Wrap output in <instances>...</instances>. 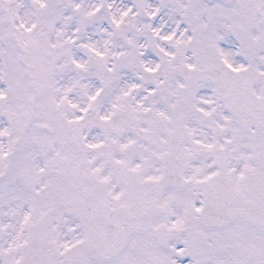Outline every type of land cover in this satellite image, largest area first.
Instances as JSON below:
<instances>
[{
  "label": "snow or ice",
  "instance_id": "6c2138e0",
  "mask_svg": "<svg viewBox=\"0 0 264 264\" xmlns=\"http://www.w3.org/2000/svg\"><path fill=\"white\" fill-rule=\"evenodd\" d=\"M0 264H264V0H0Z\"/></svg>",
  "mask_w": 264,
  "mask_h": 264
}]
</instances>
